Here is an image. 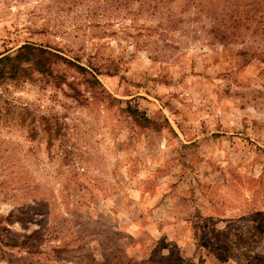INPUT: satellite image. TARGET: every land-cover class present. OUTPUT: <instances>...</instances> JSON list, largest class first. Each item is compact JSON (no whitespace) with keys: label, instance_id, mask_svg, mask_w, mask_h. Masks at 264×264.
<instances>
[{"label":"rangeland","instance_id":"374dc122","mask_svg":"<svg viewBox=\"0 0 264 264\" xmlns=\"http://www.w3.org/2000/svg\"><path fill=\"white\" fill-rule=\"evenodd\" d=\"M24 44L103 88L0 82V264H264V0H0Z\"/></svg>","mask_w":264,"mask_h":264},{"label":"trees","instance_id":"16d2710c","mask_svg":"<svg viewBox=\"0 0 264 264\" xmlns=\"http://www.w3.org/2000/svg\"><path fill=\"white\" fill-rule=\"evenodd\" d=\"M47 48L43 46H36L33 44H24L18 47L14 53H8L0 56V82L6 80H19L24 77L32 76L38 72L46 76H56L60 79L65 78L62 74H56L54 71V65L57 61L52 58V55ZM63 60H66V64H71L75 71L82 75L84 81L93 88L96 85L103 88V85L98 78V69L87 68L80 63H76L72 60L66 59L62 55H55ZM62 82H66L63 79ZM70 89L74 91V97L79 96L80 89L74 86L72 83L68 84ZM147 120V119H146Z\"/></svg>","mask_w":264,"mask_h":264}]
</instances>
